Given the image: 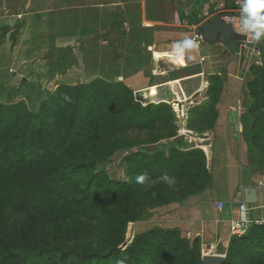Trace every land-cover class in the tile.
<instances>
[{"label": "trees", "instance_id": "obj_1", "mask_svg": "<svg viewBox=\"0 0 264 264\" xmlns=\"http://www.w3.org/2000/svg\"><path fill=\"white\" fill-rule=\"evenodd\" d=\"M204 1L191 0L189 25L202 23L195 10ZM146 3L148 11L157 5ZM148 11L146 18L153 20ZM123 24L116 15L114 26L120 30ZM1 31L2 37L9 33L14 46L19 24ZM159 59L173 64L166 54ZM248 76L250 104L241 123L248 153H256L264 166V63L251 66ZM208 81L207 99L189 112L187 129L195 134L213 131L219 118L224 80L215 75ZM134 94L121 81L98 77L60 85L41 100L37 112L25 100L0 103V264H116L118 259L203 264L199 237L187 240L177 229H154L120 248L128 223L138 222L145 210L183 204L210 190L216 161L214 154L208 164L204 151L184 146L131 155L123 182L96 173V164L121 147L156 145L176 136L171 103L143 106ZM140 133L146 135L142 140ZM141 174H147L150 187L136 183ZM164 174L174 178V186L160 179ZM222 264H264V225L232 236Z\"/></svg>", "mask_w": 264, "mask_h": 264}, {"label": "rangeland", "instance_id": "obj_2", "mask_svg": "<svg viewBox=\"0 0 264 264\" xmlns=\"http://www.w3.org/2000/svg\"><path fill=\"white\" fill-rule=\"evenodd\" d=\"M139 1H120L119 9L116 12L120 15L118 10L122 11L121 15L123 17L120 16V18L124 21V24L120 30L115 26L110 27L109 24L113 21L112 16L104 18L99 14L95 13L96 15H94L92 13L91 5L98 4V0H79V2H75L77 5L80 3L81 5L84 4L87 8V11L79 9L80 11H77V15L71 14L70 9H68L70 5H67V3L60 5L63 6L65 4L67 7L62 8L64 11L50 13V10H53V6L46 5L40 11H35L38 14L27 12L30 10L26 11L24 9L22 0H6L5 3L2 2L0 5V103L11 105L25 100L29 110L37 112L41 100L50 97L60 85L66 83L71 86H77L79 83L86 84L99 77L108 81H121L131 89L132 85H129L130 83H127L121 77H126L136 70H144L145 74L149 76L155 71L162 73L171 70L167 79L172 81L173 84L150 88L152 85L149 83L143 91H134L136 90L134 87V90H131L135 93V100L143 106L164 101L171 103L175 116L174 125L177 127L176 136L173 139L163 140L156 145L121 147L109 159L97 163L95 170L96 173H102L112 181L123 182L128 177L127 159L137 152L151 155L155 151L168 152L171 148L184 146L201 148V150L207 152L209 145L211 146L212 137H216L214 144V160L216 159V161L213 162L211 169L214 173L213 178H215L214 192L210 194L206 191L199 195L191 196L183 204L159 207L152 211L145 210L144 217L138 222L128 223L124 242L120 248L123 247L124 249L131 244L135 236L146 234L151 230L177 229L187 240L191 241L199 237L201 257L203 253L205 256L224 257L225 260L229 239L233 235H231L230 222H225L230 217L228 218L224 214L226 209H223V211L218 210V203L223 202L228 208L230 201H227V203L225 199L229 198V194L234 188L239 189L248 179L256 178L258 180L257 187L260 182L264 184L263 163H259L256 153H248V147L245 143L246 131L243 123L240 122L241 117L248 109L250 99L246 93L245 98L240 95V100L236 99L234 101V103H238V100L239 102H246L245 110L237 112L240 119L239 122L235 112L232 115V120L228 122V115L219 110L220 118L226 120L224 125H215L216 127L213 131L201 134H195L194 131L187 129L189 112L206 100L203 99L204 96L202 97V92L199 91H206L208 88V85L203 83L204 78H207V76L190 79L194 76H190L189 72L181 68L184 66L185 60L172 55L171 52L163 53L167 54L175 62L173 63L174 65L164 60V62L154 66V63L150 64L151 55L150 59H148L149 62L144 60L146 59L144 56L145 47L151 44L150 39L152 42L156 41L157 44H164L172 39L177 41L183 38L185 34L182 33H186L187 29L178 27L176 19L181 17L182 12L187 8L184 4H190L191 0H169L168 2L154 0V4H157L156 6L154 5L156 9L154 10L153 8L151 10L150 8L148 14L157 19L164 15L169 19L170 24L175 25H146L147 28H150L149 32L147 34L146 32H141L140 34L142 35L138 34V37H136V29L138 27L145 28V25L142 20L139 22L136 19L138 16L134 17L135 22L129 21L127 12L131 10L138 13L141 6ZM229 1L234 6L235 0ZM110 2H112V5L115 2L117 6V3H119L118 0H110ZM226 2L227 0H206V6L204 4L197 6L195 13L197 16L204 14L202 15L203 19L209 18L210 20L220 14L223 17H230L231 13L223 11L224 8L222 7L219 9V5ZM132 5L136 6L132 7ZM36 9L38 10V8ZM66 9H68V12ZM16 12L20 13L17 15L18 17L22 18L24 16L25 21L23 26L19 28L15 45L12 46L9 33L2 37L3 32L1 30L13 20L11 18L16 15ZM173 12L175 18L173 17ZM178 20L181 19L179 18ZM87 22L89 26L96 27V31L91 36L89 34L91 28L87 25ZM109 27L110 29H108ZM11 28L13 29V27ZM157 28L160 29L158 32L155 31ZM81 30H87V32H84L85 35H80L77 42L72 41V44L68 45L67 41H65L66 38H68L67 40H73L71 37L75 39L76 34ZM197 33L199 34L198 30ZM137 38L141 39L143 43L138 45ZM104 39L107 40L105 41ZM199 44L201 48L199 50L200 54L210 57L206 60V63L200 66L201 69L205 68L211 60H215V56H210L211 52L217 53V59H223L224 50H226L231 54V56L228 55L229 58L226 64L230 71L238 75L242 66L241 61H238L237 57L234 60L232 59V49L235 43H228L222 40L210 44L199 40ZM257 46L264 49L263 44H258ZM254 47L255 45L248 44L246 49L250 50L253 58H256L254 60V63H256L259 60L255 56L257 52ZM156 52L158 53L159 51ZM177 64L180 66H177ZM200 68L197 67L194 70L197 71ZM238 77L242 79L244 77L243 73L241 72ZM160 78L155 83L162 84L164 80H167L162 76ZM241 79L236 81L235 87L241 88L242 85L244 88L247 87L248 76L243 81ZM244 82L246 86L243 84ZM234 98H237L236 95L232 97V99ZM175 104L178 109H175ZM144 137H146L144 133L139 134L140 140L144 139ZM132 140H134V136ZM212 155L210 154L209 156L212 157ZM237 203L235 204L237 205ZM236 205L231 210H235ZM255 206H263V209L253 211L252 217L260 216L264 218V195L259 204H255ZM219 221H224L220 234L217 232ZM209 238H213V240L218 242L209 244ZM220 239L223 241H220ZM224 240H227L228 244ZM203 244L205 245L203 246ZM224 250L225 252H223Z\"/></svg>", "mask_w": 264, "mask_h": 264}, {"label": "crops", "instance_id": "obj_3", "mask_svg": "<svg viewBox=\"0 0 264 264\" xmlns=\"http://www.w3.org/2000/svg\"><path fill=\"white\" fill-rule=\"evenodd\" d=\"M120 1L121 0H118V2H119V3H117L118 6L115 4V2H113V5H114L113 6L111 4L112 2H110V0H98V4H95V5L92 4L91 5V8L93 10L92 13H94V15H96V14L98 15L99 14V15L103 16L104 18H107V17H111L112 16L113 17V21L111 23L112 25L111 24H109V25H110V27L111 26H114L115 16L118 15L116 12H117V9H119ZM164 1L168 2L169 0H164ZM205 1H204V6H206ZM2 2L5 3L6 0H0V5L2 4ZM22 2H24V9L26 11L27 10H30V11H27L29 13H38V12H35V11H40L41 8L43 9L46 5H49V6L52 5L53 6V8H52L53 10H50L51 11L50 13H53L55 11H58V12L59 11H64V9H62V8H65L66 7L65 4L63 6H60L63 3H67V5H70V7L68 9H70L72 15H77V11H80L79 9H84V10L87 9L84 4L81 5V3H80V4L77 5L75 3V2H79V0H76V1L75 0H22ZM136 2H134V3H136ZM139 2L141 3V6H140V11L138 10V13H137V11H131V10H129L127 12V14L129 15L128 16L129 21H132V22L134 21L135 22L136 20H135L134 17L135 16H138L136 19L139 22H141V20H142V23H144V25H145L144 26L145 28L138 27V29H136V31H135V36L136 37H138V34H140L141 32H146V34H147L149 32L148 30L150 29L149 27L147 28V26H149V25H152L153 26V25H165V24L168 25V24H170L169 19L166 18L164 15L161 16L159 19L154 18L153 20H148L146 18V14H147V11H148V5L146 3V0H140ZM106 6H113L116 9V11L113 12L111 10H108L106 8ZM135 6L136 5H132V7H135ZM184 6L187 7L182 12V14L184 15V18H181V17H179V18L181 20L187 21V24H188L187 16L190 14L191 8H190V4L189 3H188V5L187 4H184ZM153 7L154 6H149V10H150V8L152 10ZM221 7L224 8L223 11H226L228 13H231L230 16H232L234 18V22H235L236 26L238 27L239 26V23H238L239 0H235L234 6H232L231 5V2L229 0H227L226 3H224L222 5H219V9H221ZM36 8H38V10ZM68 9H66V11ZM155 9L156 8H154V10ZM42 11H46V10H42ZM118 11H119L118 13L120 14L118 16L123 17L121 15L122 11L121 10H118ZM15 14L16 15H14L11 19H13L15 16L19 15L20 13L16 12ZM24 15H26V14H24ZM202 15H204V14H202ZM173 17H174V12H173ZM202 18H203V16H202ZM177 19H178V17H177ZM177 19H176V21H177ZM87 20H89V19H87ZM208 20H210V19L209 18H204L203 21H202V23L205 22V21H208ZM20 21H21L22 24L20 23ZM24 21H25L24 16H22V18L18 17L15 25L16 24H19V28H20L21 26H23ZM93 21H95V20H93ZM11 22L12 21H10V23L8 24L9 26L11 25ZM202 23H200V24H202ZM180 24L181 23H178L177 24L178 27H183V28H186L188 30V31L186 30V33H182V34H187L191 38L195 37L198 34L197 33V30H198V26L200 24L198 26L189 25V24L187 26H185V25H180ZM87 25H88V22H87ZM170 25H173V24H170ZM89 27L91 28V31H89L90 32L89 34L91 36L96 31V27H94V26H89ZM110 27L108 29H110ZM158 30H160V29H158V28L155 29V31H157V32H158ZM191 30H192V32H190ZM84 32H87V30H81L80 32H78L76 34V38L75 39L73 37H71V39H73V40H67L68 38H66L65 41H67V44L68 45L69 44H72V41L73 42H75V41L77 42L79 40V36L80 35H85ZM191 34H193V35L191 36ZM140 35H142V34H140ZM178 35H180V33H178ZM87 36H89V35H87ZM176 39H179V38H176ZM104 40L106 41L107 39H104ZM137 41H138V43H137L138 45H139V43H143L142 40L139 39V38H137ZM150 42H151V44H149V45H147L145 47V56H144V58H146V59H144V60L146 62H149L148 59H150V55H151L150 64L154 63V66H156V64L158 65L159 63L164 62V60H160V59L157 60L156 58H154V53H157L156 51H159V52H171L172 44L175 42V39L169 40V41H167V43H164V44L163 43L157 44L156 41L155 42H152L151 39H150ZM197 43L199 44V40L197 41ZM248 44L249 45L251 44V38H250V36L247 37V43H245V44H235V46L232 49V53H233L232 59L234 60L235 57H237L238 58V61L239 60L241 61V66L242 67H240V71L244 75V77L242 79L240 77H238L241 74L240 71H239L238 75H236L235 73H233L232 71L229 70L226 62H227V59L229 58V56H231V54L228 51H226V50H224L223 59H217V53L216 52H211L210 53V56L211 57H214L215 56L214 57L215 60H211L208 63V65L205 66V68H203L204 70L201 69L200 66H202V64L206 63L207 62L206 60L208 58H210V57L209 56L206 57L203 54L201 55L200 54V51H199L201 49L200 47H199V50L198 51H193V52L188 53L190 55H195L197 57V59L195 61L189 62V61H187L186 57L183 58L185 60V62H184L185 64L181 68H184V67L190 68L189 71H191V73H193L190 76H194V77H191L190 79H193L195 77H200V76L202 77V76L205 75V76H207V78H204L205 80L203 79L204 80L203 83H204V85H208V86H209V81H208V77L209 76H215V75H217V76H220L224 80V88H223V92H222V97H221L220 102L217 105V108H218V111L220 110V112L222 111V113L224 112V113H226V115H228V117H229L228 122L232 120V115L235 114V113L237 115L236 118H237V120L239 122L240 119L238 117L239 115H238L237 112L242 111V110H245V106H246V102L245 101H243V102L240 101L239 102V100H240V95H241L242 98H245L246 97L247 87L244 88L243 85H242L241 88H237L238 86L235 87L236 86L235 85L236 81L238 79H241V81H243L244 78H246V76L249 75V68L251 66H253V65L262 66L263 63H264V53H262V51H264V49H261L257 45H255L254 50L257 52V54L255 53V56L258 57L257 60H259V61L256 62V63H254V60L256 58H253L252 57L253 55L251 54L250 50L248 51L246 49V47H247ZM261 44L264 45V41H262L259 45H261ZM149 48H151V50H149ZM149 53H151V54H149ZM247 53H249V55H247ZM166 56H167V54H166ZM168 58H170V57H168ZM202 58H203V60H202ZM172 63H175V62H172ZM197 67H199L200 70L195 71L194 69L197 68ZM169 71H171V70H169ZM169 71L162 72V73L161 72H158V71H155V72H153L149 76V75L145 74L144 70H141V71L136 70L134 73H131V74L127 75L126 77H121V78H124V80L127 83H130L129 85H132V88H131L132 90H134L133 89V87H134L136 89L134 91H143L144 89L147 88V86L149 85V83H150V85H152L150 88H152V87H156V88L157 87H161L164 84H167V85L173 84L172 81H168V79H167V76H168ZM161 76L162 77H165L167 80L166 81L164 80L163 81L164 83H162V84L161 83H159V84L155 83V81L161 79L160 78ZM248 78H250V77L248 76ZM153 84H155V85L153 86ZM243 84L246 86L245 82ZM206 91H207V89H206ZM206 91L205 90H203V91L200 90L199 91V92H202L201 95H202V97L204 96L203 99H207V97H206ZM235 95H236L237 98L232 99V97L235 96ZM236 99H239L238 100V103H234V101ZM225 121L226 120L221 119L220 116H219V118H218V120L216 122V125L217 126H220V125L222 126V125H224ZM215 140H216V137H212L211 146L209 145L208 149L206 148L208 150L207 152H205L206 155H207L208 164L212 163L211 161H212V158L214 157V154H215L214 153ZM179 149H182V150L184 149L185 150V147H181ZM188 149H199V150H201V148H196V147H192V146H190ZM202 151H204V150H202ZM210 154H213L212 157L209 156ZM212 166H213V163H212ZM211 169H212V167H211ZM212 174L214 176V173L213 172H212ZM257 182H258V180L256 178L248 179V181L244 182L243 185L240 186L239 189L234 188L231 191V194H229V198L228 199H225V202L230 201V202L233 203V205H236L235 203L240 202V201L243 200L242 199V195H241V189L243 187H255V188H257ZM259 184H263V183L260 182ZM214 190H215V178H213L212 186H211L210 190H208L207 192H209L210 194H212L214 192ZM263 195H264V193L259 194V192H258V201H257L256 205L259 204V201L262 199ZM217 201H219V200H217ZM214 202H216V201H214ZM223 209L224 210L226 209V211L224 212V214L226 215V217H228V218L230 217V219H231L233 215L231 214V208H230V206L227 208V205L224 203V208ZM223 209L222 210H219L218 209V210L219 211H223ZM252 213H251V217H252ZM254 218H263V217L258 216V217H254ZM188 219H190V218H188ZM230 219L229 220H225V222L226 223H229ZM223 222L224 221H219L218 222L219 224H217L219 226V228L217 226L218 231H217V229H216V231L219 234L222 232L221 231V227H222V223ZM220 241H223V240L220 239ZM208 242H209V244H212V242L216 243L218 241L213 240V238H209L208 239ZM224 242L228 244L227 240L226 241L224 240ZM204 245L205 244H203V246ZM223 252H225V250ZM218 254H221V253H218Z\"/></svg>", "mask_w": 264, "mask_h": 264}, {"label": "clouds", "instance_id": "obj_4", "mask_svg": "<svg viewBox=\"0 0 264 264\" xmlns=\"http://www.w3.org/2000/svg\"><path fill=\"white\" fill-rule=\"evenodd\" d=\"M238 23L239 32L246 37L250 36L252 45H258L264 41V0H239ZM199 47L200 45L195 39L185 34L182 39L172 44L171 54L176 57H186L187 61L193 62L197 57L188 53L198 51ZM160 179L169 187L175 184L174 178H169L167 174H164ZM136 183L149 187L152 184L147 174L137 176ZM116 264H125V260L118 259Z\"/></svg>", "mask_w": 264, "mask_h": 264}, {"label": "water", "instance_id": "obj_5", "mask_svg": "<svg viewBox=\"0 0 264 264\" xmlns=\"http://www.w3.org/2000/svg\"><path fill=\"white\" fill-rule=\"evenodd\" d=\"M108 10L113 12L116 9L113 6H106ZM18 17L15 16L11 22L10 27H13L17 21ZM198 31L201 35L202 41L208 42L210 44L217 43L224 40L225 42H233L235 44H244L245 37L238 34L231 23L226 22L223 18H214L203 22L198 26ZM243 46V45H242ZM151 50V48H149ZM165 54L154 53V58L159 59ZM259 194L264 193V184H259L257 188L255 187H243L241 189L242 199L248 205H255L258 201ZM203 264H222L224 262V257L219 256H202Z\"/></svg>", "mask_w": 264, "mask_h": 264}, {"label": "built area", "instance_id": "obj_6", "mask_svg": "<svg viewBox=\"0 0 264 264\" xmlns=\"http://www.w3.org/2000/svg\"><path fill=\"white\" fill-rule=\"evenodd\" d=\"M223 19L226 20V22H229L232 24V26L234 27V30L242 35L239 32V26L237 27L235 22H234V18L232 16L230 17H222ZM179 19V18H178ZM178 23H181L182 25L187 26V21L185 20H178ZM244 36V35H242ZM245 37L244 40V44L247 43V37ZM193 39H195L196 41L198 40H202L201 39V35L197 34L195 37H193ZM203 60V58H202ZM230 208L232 209V207L234 206L232 202L229 203ZM224 208V203L219 202L218 203V209L222 210ZM263 206H254V205H248L247 203H245L243 200L238 202L236 205L235 210H231V214L233 215L232 218L230 219V224H231V235L233 236H240L243 235L247 229L251 226H259V225H263L264 224V218H254L251 217V213L253 211H259L262 210ZM202 256H204V254L202 253Z\"/></svg>", "mask_w": 264, "mask_h": 264}, {"label": "bare ground", "instance_id": "obj_7", "mask_svg": "<svg viewBox=\"0 0 264 264\" xmlns=\"http://www.w3.org/2000/svg\"><path fill=\"white\" fill-rule=\"evenodd\" d=\"M174 107H175V109H178V107H177V105H176V104L174 105Z\"/></svg>", "mask_w": 264, "mask_h": 264}]
</instances>
